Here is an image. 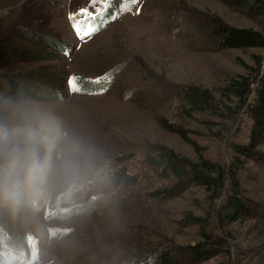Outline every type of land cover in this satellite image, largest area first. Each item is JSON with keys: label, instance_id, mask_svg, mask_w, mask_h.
<instances>
[{"label": "rangeland", "instance_id": "1", "mask_svg": "<svg viewBox=\"0 0 264 264\" xmlns=\"http://www.w3.org/2000/svg\"><path fill=\"white\" fill-rule=\"evenodd\" d=\"M111 1L0 0V72L21 76L25 89L0 109V120L33 132L34 139L21 146L65 133L81 146V171L64 195L68 201L48 210L35 207L36 195L43 200L47 191L56 195L67 187L27 190L10 182L9 192H0V215L16 244L23 241L26 264H130L156 248L171 251L178 264H264V160L243 166L239 176L253 214L231 224L211 219L223 197L212 207L203 188L166 200L151 197L173 180L144 163L147 153L162 155L163 149L180 160H198L194 147L167 124L185 131L205 158L223 167L234 155L231 143H249L247 107L236 122H225L228 130L219 139L214 132L223 125L209 129L203 120L224 121L200 113L189 117L181 94L196 87L221 97V89L240 75L262 70L264 48L223 47L214 33L229 27L264 37V0H127L125 17L110 12L91 20L97 32L76 42L65 10ZM0 164L7 168L5 160ZM120 168L134 174L137 184L108 180ZM73 204L83 205L75 217L51 220L57 207ZM188 216L202 225L183 226ZM54 225L68 226L71 234L54 237ZM28 233L33 246L23 240ZM207 236L226 246L218 243L210 248L214 255L196 258L195 248L210 247Z\"/></svg>", "mask_w": 264, "mask_h": 264}, {"label": "trees", "instance_id": "2", "mask_svg": "<svg viewBox=\"0 0 264 264\" xmlns=\"http://www.w3.org/2000/svg\"><path fill=\"white\" fill-rule=\"evenodd\" d=\"M258 1L262 2V0ZM214 36L221 41L223 47L237 49L264 48V37L251 30L222 27L218 32L214 33ZM254 71L257 70L254 69ZM24 92L23 78L21 76L0 72V109L12 105L23 96ZM181 95L185 102L184 113L189 117L200 113L209 115L212 118L217 117L224 121V123H217L203 120L209 129L223 125L221 129L214 132V136L219 139L223 138L228 130L227 126H224L225 122H236L239 111L247 107L249 117L253 121L249 134V143L243 145L231 143L230 147L234 150V155L231 157L229 166L223 167L220 162L205 158L202 154L203 148L195 140H191L185 131L175 130L173 125L167 124V128L178 132L184 140L194 147L198 160L195 162L180 160L173 152L167 149H163L164 154L162 155L158 153L154 155L152 152L147 153L144 158L146 166L156 170L162 179L173 180L172 185L158 188L152 191L150 196L154 199L166 200L186 191L190 187H198L205 189L212 207L217 199L223 197V204L219 208L220 211L216 212L213 209L211 219L231 224L248 215H252L253 210L249 206L248 198L243 194L244 188L239 175L243 166L249 160H264V152L262 150L264 146V67L255 76L251 74L248 76L240 75L237 79L231 81L228 86L221 89V97H217L208 89L196 87L182 89ZM252 95L254 97L250 101ZM25 139H34L33 132L25 124L6 123L0 120V140L9 144H21L26 141ZM124 158L120 157L119 159L122 160ZM5 170L6 166L0 164V177L5 175ZM107 175L108 180L114 181L121 186L131 187L137 184L136 176L127 172L125 168L117 169ZM226 189L230 193L225 197ZM36 197L39 201L43 196L36 195ZM103 205L109 206L110 203H104ZM202 222L203 220L200 218L188 216V220L181 222V224L183 226L190 224L195 226L202 225ZM6 224L7 226L10 225L7 221ZM6 224L2 215H0V240L4 232L11 231ZM211 225L212 223H209L206 226L209 227ZM207 237L206 245L210 247L208 250L203 248L204 246L195 248L193 253L196 258L214 255L211 253V249L214 250L218 243L226 246L221 238L212 240V236ZM139 259L130 264H178V261L173 257V253L164 248H156L149 251L145 255L140 256Z\"/></svg>", "mask_w": 264, "mask_h": 264}, {"label": "clouds", "instance_id": "3", "mask_svg": "<svg viewBox=\"0 0 264 264\" xmlns=\"http://www.w3.org/2000/svg\"><path fill=\"white\" fill-rule=\"evenodd\" d=\"M81 146L63 134L45 138L41 144H9L0 140V159L5 160V175L0 177V191L9 192L23 185L27 190L67 187L70 192L81 171ZM12 195L17 194L12 192Z\"/></svg>", "mask_w": 264, "mask_h": 264}, {"label": "snow or ice", "instance_id": "4", "mask_svg": "<svg viewBox=\"0 0 264 264\" xmlns=\"http://www.w3.org/2000/svg\"><path fill=\"white\" fill-rule=\"evenodd\" d=\"M130 2L135 3V0H130ZM93 15H94V13H93ZM74 30L78 33V36L80 33H82L84 31L83 27H81V26H74Z\"/></svg>", "mask_w": 264, "mask_h": 264}]
</instances>
